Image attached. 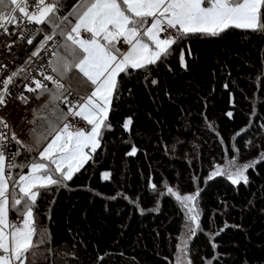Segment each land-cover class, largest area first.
<instances>
[{
  "label": "trees",
  "instance_id": "trees-1",
  "mask_svg": "<svg viewBox=\"0 0 264 264\" xmlns=\"http://www.w3.org/2000/svg\"><path fill=\"white\" fill-rule=\"evenodd\" d=\"M77 2L65 0L64 14ZM41 27L44 38L51 26ZM62 83V106L70 90H92L75 71ZM48 96L33 98L44 105ZM107 123L80 171L40 190L30 264H172L185 214L168 184L202 190L193 264H264V159L247 182L208 178L234 138L244 150L256 136L264 144V33L187 35L146 69L120 74ZM17 149V163L34 158Z\"/></svg>",
  "mask_w": 264,
  "mask_h": 264
},
{
  "label": "snow or ice",
  "instance_id": "snow-or-ice-1",
  "mask_svg": "<svg viewBox=\"0 0 264 264\" xmlns=\"http://www.w3.org/2000/svg\"><path fill=\"white\" fill-rule=\"evenodd\" d=\"M65 7V0H0V30L7 32L9 25H15L22 37H31L27 43L32 44L35 36L44 32L43 27L33 25L51 26V32L45 34L32 56H39L55 36L62 38V43L54 42V49L62 51L56 54L54 66L49 65L59 79L41 73L44 80L55 84L56 91L38 79L32 80L35 88L27 87L29 92L40 90V95L50 94L51 100L44 110L63 96L61 81L70 72H78L83 83L92 87L91 92L76 97L74 102L67 101L71 105L67 113L53 105V114L33 130L29 144L15 134L9 140L0 132V264H30L35 247L33 237L37 234L34 208L40 190L71 180L91 158L85 149L95 152L99 147L102 129L110 127L107 121L111 100L121 73L128 75L133 70L146 69L162 55H168L171 46L189 34L218 36L230 28L264 33V0H78L64 14ZM170 30H174L173 35L162 38ZM16 75L13 72L0 82V106L5 105V96L11 95L8 86ZM69 116L83 120L86 126L72 123ZM130 123L129 120L124 127L128 128ZM0 124L7 127L2 117ZM11 141L29 153L37 152L38 159L17 163L21 152L9 150ZM135 151L133 148L130 154ZM258 162L237 168L229 177L232 183L247 182L244 172ZM229 165L235 167V161H229ZM16 168L28 171L13 176L12 170ZM225 171L217 166L212 175ZM108 178L109 174L104 173V179ZM168 192L173 194L171 188ZM198 194H176L194 222L199 216L193 203ZM10 212L16 219L9 218ZM183 243L178 246L176 264H185Z\"/></svg>",
  "mask_w": 264,
  "mask_h": 264
},
{
  "label": "built area",
  "instance_id": "built-area-1",
  "mask_svg": "<svg viewBox=\"0 0 264 264\" xmlns=\"http://www.w3.org/2000/svg\"><path fill=\"white\" fill-rule=\"evenodd\" d=\"M33 27H41L33 25ZM174 30L162 35V38H167L173 35ZM31 38V37H27ZM27 38L21 36V30L15 25H9L8 31L0 30V82L7 79L13 72L17 75L13 77V82L8 86V92L11 95L5 96V105L0 106V117L6 122L0 124V132L7 135L11 140L12 134H15L17 139L25 141L33 133L36 128V102L33 98L34 93L27 91V87L35 88L33 79L41 80L47 86L53 84L52 81L44 80L45 75H52L59 79L52 72L50 64L57 53L58 49H54V42H61V38L57 35L53 41H49L44 50L40 51L39 56H32V52L36 51L40 41L43 38L38 33L33 39L32 44L27 43ZM62 82V81H61ZM0 94H3V84L0 83ZM80 95L73 90H70L62 100L65 108L71 105L67 101L74 102L76 97ZM23 98H27L26 101ZM72 123L79 122V127L84 128L86 123L79 118L73 119L68 117ZM15 141L9 144V150L13 152Z\"/></svg>",
  "mask_w": 264,
  "mask_h": 264
},
{
  "label": "rangeland",
  "instance_id": "rangeland-1",
  "mask_svg": "<svg viewBox=\"0 0 264 264\" xmlns=\"http://www.w3.org/2000/svg\"><path fill=\"white\" fill-rule=\"evenodd\" d=\"M145 40L147 41V38H145ZM61 43H62V38H61ZM125 47H127V46H125ZM61 51H62V49H59L58 52H57V54L59 52H61ZM55 60H56V55H55V57L53 58V61H52V65L53 66L55 64ZM63 94H64V91H63ZM83 95H85V94H82L80 96H83ZM46 99H44L45 100L44 105L51 100V96H48V98H46ZM112 99H113V97H112ZM111 104H112V100H111ZM36 105H37V111H36V115H35V118H36V128L35 129H37L40 124L46 122V118L53 114V105L58 106L59 109L61 111H63L64 113H67L68 112V109H69V108H65V107H63L61 105L60 99L59 100L52 101L49 104V107H48L47 110H44V105H42L40 103H36ZM103 129H102V131H103ZM246 131L248 133H251V131H254L255 132V128H254V126L252 128V125H251L250 127L246 128ZM245 134L243 136H245ZM234 139L235 140L233 141L234 142V144H233V151H228V149L226 148L225 152L210 166L209 177H208L209 179L212 180V179H217L219 177H224V178H227V179L231 180L229 177H230V175L232 173H235V171H236L237 168H239V167H241V166H243L245 164H249V162H252V161H257V160L261 161V160H263V159H261V154L264 153V144H261L259 142L257 136H256L255 139L247 140V142H246L247 148L245 150L241 146L238 145V142H237L238 139H236V138H234ZM99 141L101 142V137L99 138ZM24 143L25 144L31 143L30 137L28 139H26L24 141ZM99 145H100V143H99ZM249 147H252L253 149L254 148H259L258 153L257 154L254 153L252 151L253 149H250L249 150ZM85 151L88 152L89 155H90V157H91V153H92L91 150L90 149H85ZM34 158H37L38 159V153L37 152H34ZM232 160L235 161V167H231L229 165V161H232ZM255 164H257V163H255ZM217 166L221 167L222 169H225L226 171H225L224 174H219V175L213 176L212 173H214L216 171ZM251 167H253V166H250L244 172V175L247 177V179H248V171H249V169ZM22 171L23 172H27L28 170L27 169H23ZM12 175H13V173H12ZM242 181L243 180H241L239 182H242ZM169 188H171L173 190V194L172 195L175 198H176V194H179L181 196H184V195H194L197 192L199 193L198 196H197V198H196V200L193 202L194 205H195L196 211L199 213V216H198V220L197 221H195V222L194 221H191L189 219V213L187 212V209H185L182 206V208L184 210L185 218H184V223H183V226H182V230H181L180 236L178 237L176 251H175L174 259H173V262H172V264H176V257L178 255V251H179L178 246H181V241H183L184 242L183 243V246H184L183 259L185 260V264H187V262H189V261H190V264H193V260H192V252H193L192 251V244H193V241H194V239H195V237L198 234V231L200 229V222H201V217H202V210H201V192H202V190L200 188H196L195 190L187 191V190H184L178 184H168L165 187V190L168 191ZM9 218L11 219L10 214H9ZM33 239H34V237H33Z\"/></svg>",
  "mask_w": 264,
  "mask_h": 264
},
{
  "label": "crops",
  "instance_id": "crops-1",
  "mask_svg": "<svg viewBox=\"0 0 264 264\" xmlns=\"http://www.w3.org/2000/svg\"><path fill=\"white\" fill-rule=\"evenodd\" d=\"M10 217H11V214H10ZM12 219V218H11Z\"/></svg>",
  "mask_w": 264,
  "mask_h": 264
}]
</instances>
